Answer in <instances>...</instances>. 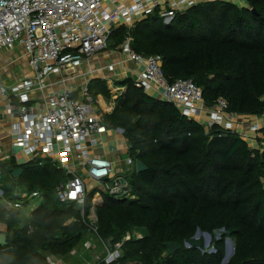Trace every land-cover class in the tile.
I'll list each match as a JSON object with an SVG mask.
<instances>
[{
	"label": "trees",
	"instance_id": "16d2710c",
	"mask_svg": "<svg viewBox=\"0 0 264 264\" xmlns=\"http://www.w3.org/2000/svg\"><path fill=\"white\" fill-rule=\"evenodd\" d=\"M243 2L242 7L225 0L202 2L169 25L150 15L131 32L132 50L161 56L168 81H193L207 107L224 99L229 114L263 120L264 0ZM126 36V28L116 29L110 47L122 45ZM118 85L126 91L112 113L103 114L105 124L124 131L129 155L147 170L129 179L135 201L104 194L96 209L104 241L114 244L133 230L144 233L124 245L116 264H222L227 239L235 248L228 264H264V147L252 149L224 127L207 131L172 104L137 89L131 79ZM88 89L94 101L111 99L103 81L94 80ZM261 134L259 144L264 128ZM18 170L21 176L13 178ZM0 172V225L7 239L0 264H48L47 256L68 260L88 230L80 210L57 199L64 174L49 161L17 164L13 158L0 161ZM33 194L42 202L29 215L27 202L20 210L3 207L4 201L15 204ZM92 199L93 194L86 212ZM198 231L213 238L215 254L185 247ZM171 243L180 246L173 254L166 248Z\"/></svg>",
	"mask_w": 264,
	"mask_h": 264
},
{
	"label": "built area",
	"instance_id": "2783aa9c",
	"mask_svg": "<svg viewBox=\"0 0 264 264\" xmlns=\"http://www.w3.org/2000/svg\"><path fill=\"white\" fill-rule=\"evenodd\" d=\"M210 1L0 0V56L21 49L29 68L28 75L16 80L6 71L10 85L0 75V119L10 117L11 148L20 149L30 159L28 162L49 161L66 177L56 189L57 199L74 204L88 230L80 248L91 255L80 264H116L124 245L132 239L141 240L144 235L133 230L109 248L98 233L96 209L103 204L104 194L117 201L137 199L129 185V179L137 173V160L129 155L124 131L105 124L103 114L108 110L102 111L98 98L94 101L88 87L77 89L71 81L85 59L106 50L111 34L124 27L127 36L120 46L121 53L137 68V72L130 69L136 75L133 82L137 89L172 104L181 116L199 122L207 131L218 126L236 132L239 124H247L243 117L227 112L228 103L224 99L207 107L202 90L193 81L169 82L162 70L161 56L144 57L131 46V32L150 15L157 14L169 25L178 14ZM55 76H62L55 84L62 86L58 92L50 83ZM125 91L124 87L109 88V108H115ZM248 126L249 133L262 131L254 121H249ZM239 134L247 141L255 140L246 131ZM108 137L124 143L126 160H120L123 153L116 161L101 153ZM10 158L13 156L6 157ZM91 194V207L86 212ZM34 199L42 201L37 194L23 195L21 202L4 201L3 207L20 210L22 202H27L30 208ZM75 251L77 248L70 257ZM47 262L68 264L67 260L54 256H47Z\"/></svg>",
	"mask_w": 264,
	"mask_h": 264
},
{
	"label": "crops",
	"instance_id": "0c3cea01",
	"mask_svg": "<svg viewBox=\"0 0 264 264\" xmlns=\"http://www.w3.org/2000/svg\"><path fill=\"white\" fill-rule=\"evenodd\" d=\"M218 1V0H211L210 2ZM226 1V0H225ZM232 3H235L238 6H244V2L239 0H228ZM111 42L109 43V48L103 50L102 52L98 53L93 58L85 59V62L79 68L76 78L71 81V85L76 87L77 89L88 87L94 80H100L106 83V86L109 88H122L117 86L118 82H121L125 79H131L134 81L136 79V75L130 72V69L137 70L134 65L127 61V57L121 53V45L116 47L113 50L111 47ZM16 50L12 53H3L0 56V75L2 80L5 84L10 85L11 82L7 79V72L13 76V80L18 79L19 77H24L27 75V70L24 68H19V71H16L15 65H11L12 57L14 56ZM137 72V71H136ZM29 73V72H28ZM62 76H55L50 79V83L55 85L57 82L61 80ZM61 85H55L54 91L58 92L61 90ZM98 101L102 111L105 109L103 106L107 108V114H111L114 109L109 108L111 104V100L107 102L102 96H98ZM37 105V104H35ZM244 119V120H243ZM242 120L245 122L244 126H241V131H246L249 136L254 138L255 140H248V143L252 145V149H260V147H264V143L259 144L257 142V138H263L261 132L259 133H249V121H254L257 123L261 128H264V119L262 118H255L253 120H249L247 118H243ZM239 127V126H238ZM237 127V128H238ZM11 127H10V117L3 116L0 119V161L7 160L6 157L13 156V159L16 161L17 164H24L27 163L25 160L27 159L24 154L21 153L20 149L11 148V141L13 137L11 136ZM239 129L236 130V133L239 134ZM125 145L119 141H112L110 137L107 138L106 143L104 144L103 148H101V153L105 155L107 158L116 161L117 157L120 156V153L124 154ZM3 198V193L1 191V184H0V199ZM96 201H99L97 199ZM30 214V212H29ZM27 214V215H29ZM5 227L0 225V235H4Z\"/></svg>",
	"mask_w": 264,
	"mask_h": 264
},
{
	"label": "rangeland",
	"instance_id": "374dc122",
	"mask_svg": "<svg viewBox=\"0 0 264 264\" xmlns=\"http://www.w3.org/2000/svg\"><path fill=\"white\" fill-rule=\"evenodd\" d=\"M226 1H228V0H226ZM238 3H240L239 0H238ZM112 45H113V43H111V46ZM108 48H109V46H108ZM113 50H115V48H113ZM12 60H15V64L14 65H15L16 71H19V68H23V69L25 68L29 72V68H27L26 59L24 57V53H23V51L21 49H17L16 50L14 56L12 57ZM28 72H27V75H28ZM103 107L105 108L104 110H107V108L105 106H103ZM238 126L239 127L236 130L239 129L241 131V128L240 127L241 126H244V125L239 124ZM250 146L252 147V145H250ZM126 158H127V156L124 154V155H121L120 160L124 161V160H126ZM29 160L30 159L27 158L25 160V162H27ZM41 202L42 201L40 199H34V200H32V203L30 205V208L28 209V211L26 212V214H29L30 211H32V210L36 209L37 207H39L40 204H41ZM142 232H141V234L144 235V233H142ZM216 238H217V240H220V233H217ZM201 239H203V246L201 244V246L198 247V249L202 250L203 252H206L207 254H215L216 253V250H215L214 245H213V238L211 236L210 237H206L204 235H201L200 238H199V242H200ZM230 245H233V247H234V241H232L230 239H227L226 240V248H225V257L230 252ZM90 255H91V253L85 252L83 249H81L80 247H78L77 248V252L67 260V263L68 264H80L82 262V259L83 258H86V257H88ZM130 264H133V263H130Z\"/></svg>",
	"mask_w": 264,
	"mask_h": 264
},
{
	"label": "water",
	"instance_id": "95a60500",
	"mask_svg": "<svg viewBox=\"0 0 264 264\" xmlns=\"http://www.w3.org/2000/svg\"><path fill=\"white\" fill-rule=\"evenodd\" d=\"M136 169H137V173H142L144 171L147 170V167L140 161H137L136 163ZM22 174V170H18L13 174V178H19ZM124 183V181H122ZM201 235H204L206 237H210L209 234H202L200 231L197 232V234L195 235V237L186 242L185 243V247L190 249L192 247H200L201 246V242H199V238ZM107 246L110 248L112 246V242L111 240L106 241ZM7 245V239L5 235H0V247H4ZM166 248L169 250L170 253H175L180 249L179 244L177 243H171V244H167ZM235 253V248L233 247V245H230V252L229 254L223 259L222 264H228L230 259L233 257Z\"/></svg>",
	"mask_w": 264,
	"mask_h": 264
}]
</instances>
